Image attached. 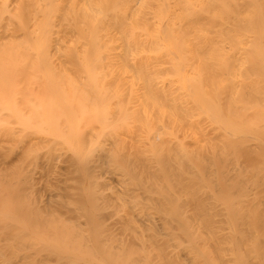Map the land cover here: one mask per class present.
I'll use <instances>...</instances> for the list:
<instances>
[{
	"label": "bare ground",
	"instance_id": "bare-ground-1",
	"mask_svg": "<svg viewBox=\"0 0 264 264\" xmlns=\"http://www.w3.org/2000/svg\"><path fill=\"white\" fill-rule=\"evenodd\" d=\"M0 264H264V0H0Z\"/></svg>",
	"mask_w": 264,
	"mask_h": 264
},
{
	"label": "rangeland",
	"instance_id": "rangeland-1",
	"mask_svg": "<svg viewBox=\"0 0 264 264\" xmlns=\"http://www.w3.org/2000/svg\"><path fill=\"white\" fill-rule=\"evenodd\" d=\"M6 1H9V0H6ZM3 3V2H2ZM2 8H4L3 6H1Z\"/></svg>",
	"mask_w": 264,
	"mask_h": 264
}]
</instances>
